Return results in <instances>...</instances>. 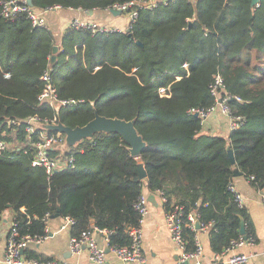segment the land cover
Segmentation results:
<instances>
[{
	"label": "trees",
	"instance_id": "obj_1",
	"mask_svg": "<svg viewBox=\"0 0 264 264\" xmlns=\"http://www.w3.org/2000/svg\"><path fill=\"white\" fill-rule=\"evenodd\" d=\"M125 1L32 3L40 10L55 4L105 10ZM251 2L169 0L139 7L131 36L68 26L58 38L48 26L33 27L25 14L0 17V136L15 144L0 152V218L10 209L23 234L42 235L60 207V218L76 220L70 234L98 227L109 231L110 245H129V229L140 224L135 203L147 187L164 193L166 209L185 206L184 220L192 211L202 226L210 225L214 252L240 236L241 218L245 234L253 235L245 205L230 189L240 172L264 190V0L258 7ZM55 45L59 50L52 63ZM48 66L59 96L83 99L80 104L58 109L39 105L45 86L41 76ZM217 74L226 90L242 99L229 100L232 110L247 119L228 135L202 131L200 119L188 113L192 106L216 102L209 85ZM160 87L168 95H161ZM36 113L56 115L71 127L85 125L96 113L133 119L147 146L133 157L119 133L96 132L56 150L74 162L48 177L32 165L33 151H25L26 119ZM140 161L147 171L143 179ZM196 233L185 226L187 250L195 248ZM25 254L53 259L31 249Z\"/></svg>",
	"mask_w": 264,
	"mask_h": 264
},
{
	"label": "built area",
	"instance_id": "obj_2",
	"mask_svg": "<svg viewBox=\"0 0 264 264\" xmlns=\"http://www.w3.org/2000/svg\"><path fill=\"white\" fill-rule=\"evenodd\" d=\"M259 0L254 7L260 5ZM147 2V5L145 3ZM169 0H129L125 2H116L108 6L105 10L112 12V10H119L121 13L129 14V25L131 29V23L136 20L139 14V7L154 8L159 4L168 3ZM63 7L59 4L49 6L44 10L35 8L30 5L28 0H1L0 1V17L4 19H14L21 14H25L30 20L33 27H47L48 19L45 16V11L61 10ZM70 27L76 29H88L92 33H104L110 34L112 32H126L127 29H122L118 26H114L108 23H100L97 21L84 20L76 17L72 19L69 24ZM51 57V55L49 56ZM188 64H185L187 66ZM41 79L44 82V89L38 96L39 105L50 106L53 109L69 108L80 104L83 99L75 98H61L58 93V88L53 81V69L48 68L43 72ZM168 89L166 87H160L159 91L161 95H168ZM209 92L215 98L216 102L211 106H192L188 109L190 115H195L200 119L202 131H213L216 129L210 123L212 116L220 111L227 120L229 131L240 128L247 124V119L239 114H236L230 107L229 100L236 98L241 101V97L233 96L226 90V85L223 77L217 74L214 80L209 85ZM15 123V121H13ZM59 122L57 116L50 117L48 115H39L38 113L30 115L26 119L25 129L28 133V145L25 151L32 150L33 158L32 165L41 167L45 170L48 177H51L58 170L65 169L70 163L74 162V157H63L55 153L57 145L61 142H65L66 135L59 131L49 130L46 125L57 124ZM14 143L4 140L3 135L0 136V152L6 151ZM230 189L235 193V197L240 206H244V196L237 189L234 182L230 183ZM162 195L163 202H166L167 198L162 191H159ZM135 208L140 214V224L138 226L131 227L129 234L131 236V242L129 245H110L108 239V230L94 227L93 229L83 230L80 234H70L69 250L72 254H80L84 247L89 250V262L88 264H113L108 260V252L101 246L97 240V233H101L109 246L111 252H113L120 260L128 264H145L146 256L143 251V228L142 223L148 212V199L144 193H142L137 202ZM185 206L180 204H172L166 209V223L169 233L179 249V259L177 264H203L200 261V256L203 253V244L196 235L195 248L193 250H187V240L184 235V228L188 226L192 230H198L197 222L198 214L194 212H188L187 220H184ZM76 220L70 216H65L61 220V229H68L74 226ZM200 223V222H199ZM210 225L202 226L200 229H208ZM50 233V227L46 226L44 234H23L16 222H13L10 226L5 251L3 255V262L5 264H67L55 259L48 261H39L34 258H29L25 254V249L32 243L43 242ZM1 235V233H0ZM256 242V238L253 235L247 236L241 234L236 239H232L230 244L225 247L221 252H214V259L218 260L223 255H226L225 264H246L249 262L251 254L239 251L238 249L244 245H252ZM237 250V251H236ZM215 263V262H214Z\"/></svg>",
	"mask_w": 264,
	"mask_h": 264
},
{
	"label": "crops",
	"instance_id": "obj_3",
	"mask_svg": "<svg viewBox=\"0 0 264 264\" xmlns=\"http://www.w3.org/2000/svg\"><path fill=\"white\" fill-rule=\"evenodd\" d=\"M117 14L103 9H96L92 14L86 10L80 9H61L47 14L48 27L56 32L61 28V35L69 26L72 19L79 17L84 20L97 21L100 23H108L127 29L129 24L126 22L123 26L119 25ZM60 35V36H61ZM217 134H230L226 117L217 111L210 120ZM205 132V131H204ZM213 133V131H207ZM234 183L237 189L244 196V205L248 212L249 221L256 242L252 245H244L239 248L251 254L250 260L246 264H264V194L260 189L253 186L250 179L243 174H237ZM143 193L148 199V212L142 223L143 228V251L146 256L145 264H177L179 259V249L172 239L166 223V208L159 191L150 190L144 187ZM62 218H50L48 226L50 227L49 236L41 243H32L25 250H35L43 255L50 256L55 260L66 262L67 264H88L89 250L84 247L80 254H72L69 250L70 230L61 229ZM14 222L13 212L8 209L0 218V264L3 262V255L7 242V235L10 226ZM97 240L105 249L108 246L105 237L101 233H97ZM198 239L203 244V253L200 261L203 264H225L227 258L223 255L220 259H214V250L210 244L209 229H198L196 233ZM237 251V250H236ZM108 260L113 264H128L120 260L113 252L108 251ZM215 262V263H214Z\"/></svg>",
	"mask_w": 264,
	"mask_h": 264
},
{
	"label": "water",
	"instance_id": "obj_4",
	"mask_svg": "<svg viewBox=\"0 0 264 264\" xmlns=\"http://www.w3.org/2000/svg\"><path fill=\"white\" fill-rule=\"evenodd\" d=\"M259 0H252L251 5L255 6V4ZM30 5H33L32 0H28ZM147 5V2L145 3ZM87 13L92 14L94 12L93 9L86 10ZM114 14H121V11L119 10H112ZM129 35H132V32L128 28L127 31ZM137 43L139 45H142L141 40H137ZM59 50V45L54 46L53 55L51 62L54 63L57 58V51ZM46 127L49 130L59 131L66 135L65 137V143L66 145L73 146L77 144L79 141L83 140L84 138H90L92 137L96 132L105 131V132H117L119 133L122 138L129 144V151L133 157H139L141 156L143 150L146 148L147 143L143 139L142 135L138 132L136 126H135V120H126L119 117H107L100 115L96 113V116L90 120L88 123H86L83 126H76L71 127L68 125L63 124L61 121H59L57 124H48ZM232 161L235 162L234 157L232 156ZM138 169L140 173V178H146L147 177V171L145 169L144 163L139 162L138 163ZM237 174H241L240 172H236ZM261 193L264 194V190H261ZM60 215V207H58V210L55 214H53L51 217L56 218ZM92 223H94V220H92ZM197 228L200 229V223L197 222ZM241 234L246 233L245 229V222L244 218H241ZM109 246L106 247V251L108 252Z\"/></svg>",
	"mask_w": 264,
	"mask_h": 264
},
{
	"label": "rangeland",
	"instance_id": "obj_5",
	"mask_svg": "<svg viewBox=\"0 0 264 264\" xmlns=\"http://www.w3.org/2000/svg\"><path fill=\"white\" fill-rule=\"evenodd\" d=\"M54 11H57V10H54ZM51 12H53V11H51ZM48 13H50V12L49 11L44 12L46 17H47ZM115 17L117 18L119 25L123 26L126 22H128L129 14L128 13H121ZM60 31H61V28L58 30V32H56V35L58 38H60V35H61ZM205 132H207V131H205ZM56 148L59 149L60 151H62V150H66L68 148V146L66 145L65 142H61L59 145L56 146Z\"/></svg>",
	"mask_w": 264,
	"mask_h": 264
}]
</instances>
